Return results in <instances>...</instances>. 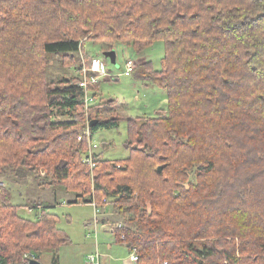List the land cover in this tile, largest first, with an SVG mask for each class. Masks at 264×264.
<instances>
[{
	"label": "trees",
	"instance_id": "1",
	"mask_svg": "<svg viewBox=\"0 0 264 264\" xmlns=\"http://www.w3.org/2000/svg\"><path fill=\"white\" fill-rule=\"evenodd\" d=\"M88 39L139 52L163 39L162 68L146 60L135 73L168 97L156 116L128 119L130 156L94 149V173L79 136L88 118L93 133L120 117H104L99 81L86 114ZM51 57L59 77L48 75ZM11 174L109 199L122 218L116 240L136 248V264H264V0H0V176ZM1 181L0 264H25L27 250L61 264L58 214L35 201L37 216L22 215Z\"/></svg>",
	"mask_w": 264,
	"mask_h": 264
},
{
	"label": "rangeland",
	"instance_id": "2",
	"mask_svg": "<svg viewBox=\"0 0 264 264\" xmlns=\"http://www.w3.org/2000/svg\"><path fill=\"white\" fill-rule=\"evenodd\" d=\"M111 47L116 50V62L105 57L110 74L101 77L99 86H97L99 87L97 88L98 98L102 99L106 105L103 111L105 112L104 117L119 116L120 123L119 126L112 129L106 127L97 129L92 133V143L97 144L96 150L102 153L105 158L120 159L130 156V149L126 147L128 119L139 116L153 117L157 115L159 109H166L168 106L167 90L158 83L155 77L152 78L151 73L149 77L137 76V72L135 73L137 69L131 75H126L124 73L125 60L132 57L138 65L145 61L144 59L151 60L154 69L160 70L164 56V40L158 39L150 47L139 52L132 43L113 42L112 45V43L88 39L85 40L83 52L80 53L81 59L87 63L93 56H103V51ZM64 71L65 68L60 64L58 58L51 57L48 75L59 77ZM85 108L86 114L89 115L90 108L86 106ZM54 118L56 120L69 119L67 115L57 110ZM159 166L163 167L162 164ZM94 170L95 168H90L92 173ZM45 173V170L42 169L40 176ZM0 180H4L12 190V201L16 204H24L19 210L22 215L33 218L37 216L41 210L37 208L35 211H31L32 206L27 205V203L35 201L46 203L49 211L58 214L56 226L63 231L64 237L67 239V241L63 240L64 244L60 246L58 252L61 264H89L87 257L97 251V248L103 254L102 264H136L138 261L130 258L132 251L124 246V242H119L113 237L110 227L113 229L115 224L122 223V218L117 213L114 203L109 199L106 203L99 205L102 212L95 215V208L90 202L85 201L86 197L76 200L75 193H68L64 189L55 191L52 188L43 187L39 184V177L35 175L27 178L15 176V174L1 175ZM92 188L94 189V178H92ZM95 202L97 203V200ZM100 215V222L104 224L110 222L111 226H107L108 230L98 223V236L96 237L94 222L96 216ZM62 237L63 235L60 239ZM30 252L37 254L35 250L25 251L22 257V262L25 264H29ZM42 256V259L39 260L44 264H53L52 251L45 250Z\"/></svg>",
	"mask_w": 264,
	"mask_h": 264
},
{
	"label": "built area",
	"instance_id": "3",
	"mask_svg": "<svg viewBox=\"0 0 264 264\" xmlns=\"http://www.w3.org/2000/svg\"><path fill=\"white\" fill-rule=\"evenodd\" d=\"M137 65L138 64L136 63V61L133 58L127 59L125 62L124 73L126 75H131L136 70ZM109 74H110V72L107 69V67L105 66V63L101 58H98V57L93 58L90 63H88V62L86 63L85 61H83V75H82V78L80 80V84L85 89L84 101H85V106L87 108H89V106H91L95 102V96L93 94H91V92L89 91L90 90V83H95L97 81H100L101 77L109 75ZM91 127H92L91 121H90V118H88L87 119V126L81 132L79 138H81V139L84 137L87 138L89 148H88V154H87L85 160L91 166L90 168L93 169L96 166L94 149L97 148L98 146L96 143H92ZM92 204L95 207V210H96L95 212L98 213L100 211L99 205H97V203L95 201ZM30 209L32 210V208H30ZM121 225H122L121 222L117 223V226L120 227ZM28 258H29V260L32 258H36L35 253L30 252V255ZM131 258L134 261L139 260V256H138V253L136 251V248H134L132 250ZM87 259H88L89 264H100V252L97 250L96 252L89 254Z\"/></svg>",
	"mask_w": 264,
	"mask_h": 264
},
{
	"label": "water",
	"instance_id": "4",
	"mask_svg": "<svg viewBox=\"0 0 264 264\" xmlns=\"http://www.w3.org/2000/svg\"><path fill=\"white\" fill-rule=\"evenodd\" d=\"M104 55L106 57H109L111 59L112 62H116V50L115 49H108V50H104ZM98 123V119H93L91 121V126H95ZM159 171H162V166L158 167ZM29 264H44L41 260H39L38 258H32L29 260Z\"/></svg>",
	"mask_w": 264,
	"mask_h": 264
},
{
	"label": "crops",
	"instance_id": "5",
	"mask_svg": "<svg viewBox=\"0 0 264 264\" xmlns=\"http://www.w3.org/2000/svg\"><path fill=\"white\" fill-rule=\"evenodd\" d=\"M145 61H146V59H144ZM110 100H112V99H110ZM158 113V112H157ZM92 204V203H91ZM93 205V204H92ZM94 206V205H93ZM95 208V207H94ZM96 211V210H95ZM100 213L102 212V210H100L99 211ZM98 212V213H99ZM97 212H95V215L96 214H98ZM102 215V214H101ZM101 215L99 216V217H97L96 216V218H95V222H94V232H95V234H96V237L98 236V228H97V224L98 223H101V226L102 227H105V228H107V226H111L110 224V222L108 223V224H104V223H102V222H100V220H99V218L101 217ZM108 230H109V228H107ZM110 229H111V231H112V234L114 235L113 237L116 239V234H115V231H114V228L112 229L111 227H110ZM124 246H126L127 247V243L126 242H124ZM128 249V248H127ZM97 250H98V248H97ZM129 250V249H128ZM96 252V251H95ZM94 253V252H93ZM131 255V254H130ZM102 257H103V254H101L100 253V264H102ZM131 258V257H130ZM132 259V258H131Z\"/></svg>",
	"mask_w": 264,
	"mask_h": 264
}]
</instances>
